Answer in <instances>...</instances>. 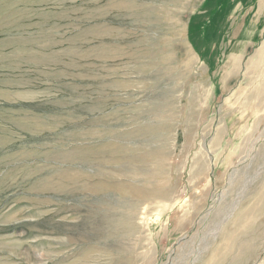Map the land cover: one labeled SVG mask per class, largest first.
<instances>
[{"label": "rangeland", "instance_id": "obj_1", "mask_svg": "<svg viewBox=\"0 0 264 264\" xmlns=\"http://www.w3.org/2000/svg\"><path fill=\"white\" fill-rule=\"evenodd\" d=\"M0 264H264V0H0Z\"/></svg>", "mask_w": 264, "mask_h": 264}]
</instances>
